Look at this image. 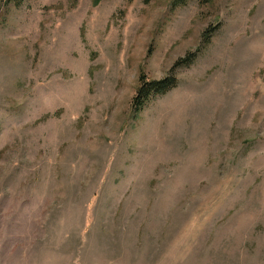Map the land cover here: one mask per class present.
Here are the masks:
<instances>
[{
	"label": "rangeland",
	"instance_id": "1",
	"mask_svg": "<svg viewBox=\"0 0 264 264\" xmlns=\"http://www.w3.org/2000/svg\"><path fill=\"white\" fill-rule=\"evenodd\" d=\"M0 264H264V0H0Z\"/></svg>",
	"mask_w": 264,
	"mask_h": 264
},
{
	"label": "trees",
	"instance_id": "2",
	"mask_svg": "<svg viewBox=\"0 0 264 264\" xmlns=\"http://www.w3.org/2000/svg\"><path fill=\"white\" fill-rule=\"evenodd\" d=\"M193 0H176V5L184 6ZM202 5L209 4L212 0H198ZM205 43H208L207 41ZM192 59L189 58L185 63ZM177 65V64H176ZM140 87L137 96L133 99L134 110H140L147 104L151 97L164 96L177 85V81L172 76H167L160 81H147L145 76L141 74L139 78ZM47 117H45L46 119Z\"/></svg>",
	"mask_w": 264,
	"mask_h": 264
}]
</instances>
